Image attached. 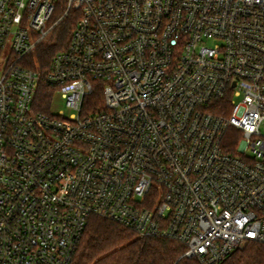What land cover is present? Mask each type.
<instances>
[{"label":"built area","instance_id":"2783aa9c","mask_svg":"<svg viewBox=\"0 0 264 264\" xmlns=\"http://www.w3.org/2000/svg\"><path fill=\"white\" fill-rule=\"evenodd\" d=\"M262 129L264 0H0V264H71L91 216L200 264L264 244Z\"/></svg>","mask_w":264,"mask_h":264},{"label":"trees","instance_id":"16d2710c","mask_svg":"<svg viewBox=\"0 0 264 264\" xmlns=\"http://www.w3.org/2000/svg\"><path fill=\"white\" fill-rule=\"evenodd\" d=\"M70 22V18L65 19L57 31V40L38 46L26 61L28 68L40 74L35 101L38 111L50 109L55 91L45 83V77L52 57L67 45L73 26ZM98 96L99 92L92 99ZM183 252L184 247L176 241L138 238L116 222L91 216L71 264H200L196 259L180 258ZM218 264H264V244L249 243Z\"/></svg>","mask_w":264,"mask_h":264},{"label":"rangeland","instance_id":"374dc122","mask_svg":"<svg viewBox=\"0 0 264 264\" xmlns=\"http://www.w3.org/2000/svg\"><path fill=\"white\" fill-rule=\"evenodd\" d=\"M69 19V18H68ZM65 21V20H64ZM70 24H71V26H72V21L70 22ZM67 43H68V40H67ZM66 43V44H67ZM54 106H55V110H62V111H64V115H65V117H69L72 113H74V112H72V111H69V110H67L66 108H65V104H64V102H63V100H61L60 99V97H57L56 99H55V103H54ZM262 132H263V134H264V130L262 129Z\"/></svg>","mask_w":264,"mask_h":264}]
</instances>
